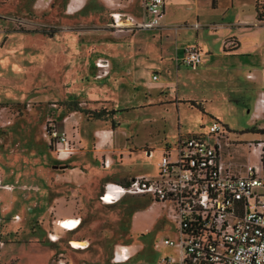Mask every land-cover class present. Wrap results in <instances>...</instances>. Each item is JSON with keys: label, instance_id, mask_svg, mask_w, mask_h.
Segmentation results:
<instances>
[{"label": "rangeland", "instance_id": "1", "mask_svg": "<svg viewBox=\"0 0 264 264\" xmlns=\"http://www.w3.org/2000/svg\"><path fill=\"white\" fill-rule=\"evenodd\" d=\"M34 2L0 0V154L3 155L0 157V172L24 175V172L31 171L29 180L21 182L39 189L32 196L34 199L40 200L42 196L37 208L27 205V202L21 203V200L20 203L15 201V211L21 217L18 224L1 222L8 232L2 238L5 243L0 248V264H49L56 254L84 264H113L110 261L112 244L126 247L133 244L140 248L139 251L129 249V259L121 264H156L161 258L173 257L175 249L161 243L164 238L175 241L178 237L175 224L167 218V204L149 202L142 197L126 196L101 211L116 217L112 222L114 225H103V229L109 228L111 232H76L82 237H86L84 233L89 236L88 240L82 239L89 244L85 251H73L67 246V241L76 240L73 234L45 232L51 225L49 216L53 209L70 210L73 205L68 201L62 208V201L50 202L54 175L69 159H56L55 147L45 136L46 119L52 120L60 132V121L69 112H74L70 102H76V107L84 110H116L112 116L100 121L107 129L115 130L114 139L124 153L118 157L113 150L107 155L110 164L105 168L101 167L100 157L86 155L85 159L91 158L88 175L76 178L74 183L90 180L92 175L96 181L121 175L155 178L160 155L156 150L147 154L143 147L157 149L161 145L171 148L177 134L199 135L211 147L213 137L208 135V128L214 122L225 125L229 132L227 139L233 144L228 148L222 144L219 146L220 160L242 173L240 167L258 163L256 154L248 151V143H264V133H256L261 130L256 126H264V115L251 122V115L246 112L250 109L252 90L239 76H226L216 70L207 72L204 67L191 70L182 63L176 72L165 59L157 62L159 57L151 50L155 51L153 45L158 39L154 35L151 41V32L144 31L137 36L140 48L144 42H149L151 49L148 47L147 54L134 59L129 36L107 34L98 28L56 27L44 23L58 20L57 14L35 8ZM180 2L167 0L165 14L168 16L164 20L183 23L182 28L191 37L195 31L188 26L195 22L199 25H205L207 21L230 22L233 14L248 21L254 17V9L264 17V0H217V3L211 0L213 6L216 4L214 9H210V0ZM130 10L134 14L138 12V0L133 1ZM223 13L228 17L224 18ZM204 16L208 19H203ZM212 28L215 26H210ZM201 30L209 31L208 27ZM259 32L264 38V29ZM110 52L120 55L115 63L119 74L111 79L112 70L109 69L107 77L94 79V62L107 60ZM146 64H152L151 72L157 73V82L152 86L169 83L166 84L169 90L165 97L145 91L150 88L145 84L147 76L142 71ZM127 71L135 72L139 86L127 81ZM176 78L181 86H175ZM106 82L107 87L101 86ZM174 98L180 101L177 107L173 104ZM183 100L199 103L211 117ZM70 143L73 149L78 148L74 141ZM39 170H42L41 174ZM8 201L6 198L4 202ZM132 212H135L133 218ZM48 233L57 235L58 241L49 243L46 239Z\"/></svg>", "mask_w": 264, "mask_h": 264}, {"label": "built area", "instance_id": "2", "mask_svg": "<svg viewBox=\"0 0 264 264\" xmlns=\"http://www.w3.org/2000/svg\"><path fill=\"white\" fill-rule=\"evenodd\" d=\"M163 4L164 0H139L138 17L126 12L110 13L107 28L128 33L157 29L163 17ZM180 63L191 70L197 68L201 64V52L197 48H185ZM93 65L95 79L107 74L106 60L97 59ZM151 79L156 77L153 75ZM260 101L264 103V96ZM44 130L48 142L55 147L56 159H67L74 149L66 135L58 132L49 119ZM228 133L223 125L212 123L208 128V135L213 137L211 147L199 135L179 134L171 148L160 152L155 178L139 176L125 183L103 184L97 200L104 205H113L126 196L167 204V218L175 224L178 237L175 241L164 238L161 243L174 248L175 255L161 258L156 264H264V143H248L247 149L256 154L258 163L240 167L242 173H239L219 158L221 144L226 148L233 145L227 139ZM145 152L148 154L150 150ZM101 165L105 168L107 160L103 159ZM28 189L21 186V190ZM0 190L11 191L12 187L0 181ZM71 220L73 223L69 224ZM2 221L0 218V247L4 243ZM10 221L16 223L19 217L13 215ZM78 224L79 219L73 217L54 221L55 227L63 232L76 230ZM46 239L50 243L58 241L52 233ZM84 242L79 251L87 247L88 242ZM67 246L76 249L69 241ZM123 254L130 257L127 247L117 246L112 251L111 263ZM49 264L84 263L56 254Z\"/></svg>", "mask_w": 264, "mask_h": 264}, {"label": "crops", "instance_id": "3", "mask_svg": "<svg viewBox=\"0 0 264 264\" xmlns=\"http://www.w3.org/2000/svg\"><path fill=\"white\" fill-rule=\"evenodd\" d=\"M133 1L134 0H35L34 6L35 8L42 11L47 10L49 12H54V14H57L58 20L44 21V23H51V25L56 27L71 26L98 28L102 30L101 32L107 34H122L123 36H129V44H131L132 46L134 59L142 57L143 53L147 54L148 47H150L151 49V45L149 42H144L143 46L140 48V43L137 39V36L139 37L140 33H143L144 31L151 32L150 40L152 41L154 39V35H156L158 39L156 40V44L153 45L155 51L154 49L151 50L152 53L156 52L155 54L157 55V57H159V59H157V62L160 63L163 59H165L170 67L174 66L176 72L178 70V65L180 64L183 50L185 48L191 47L197 48L201 52V64L198 67L207 68V72L216 70L217 72H221L226 76H239L246 81L247 86L250 90H252L249 103L250 109L246 111L251 115V122L256 120L257 116H260L261 118L264 115V103L260 101L261 96H264V38L260 37L259 32L264 29V21H256L254 17L248 21H246V19L241 20L238 15L233 14V19L230 18L232 20L230 22L214 23L212 21H207L205 25H199L197 22H195L194 24H197L196 28L193 27L194 24L188 26L192 31H195L194 37H191V35H186L187 30H184L182 28L183 23H171L164 20L166 16H168V13L165 14V5H167V0H164L163 17L161 20V25L157 29L135 30L131 33H128L115 32L114 30L107 28V23L109 21L108 14L110 13L126 12L135 17H138L139 0L138 12L136 14H134L130 10ZM180 1L181 0H177L178 3H181ZM215 7L216 4L215 6H213L210 0V9H214ZM224 10H226V7ZM192 14H196V12H193ZM227 17L228 14H224V18ZM202 18L208 19L205 16ZM219 20L222 21L223 19L220 18ZM212 25L215 26V29H210V26ZM202 27H208L209 31L205 32L201 30ZM196 31L198 32V34ZM226 41L227 43L231 41L233 43V46L231 45V47L230 43L228 46H226ZM107 55V74L103 78L107 77L110 69L112 70L111 79H114L119 74L115 69V63L120 55L119 53L114 52L107 53ZM152 68H154L152 64H146L142 67L143 73L147 76L145 84L147 87H150L145 91H147V93H150V95H156L157 97L160 95L159 97H165V94L168 95L169 90L166 84L169 83L161 82L152 86L153 82H157L158 78L156 72H151ZM94 70L96 74V69L94 68ZM176 72L175 75L177 76ZM126 75L127 81L129 80L131 84H134V86H139L135 72L132 73L127 71ZM153 75L156 77L155 80L151 79V76ZM108 82L102 84L101 86L107 87ZM175 83L176 87L177 85L181 86V83H179L177 78L175 80ZM174 99L175 102L173 104L175 105V107H177V104L180 101L176 98ZM184 101L191 100H183L182 102ZM157 103L161 104L160 102H158V100ZM148 104L150 103H147V105ZM114 111L116 113V110ZM202 113L211 117L207 112L203 110V108ZM59 126L61 130L59 131L64 133L68 140L72 142L74 141V145H77L78 148H75L73 151L74 153L72 152L70 154V156L68 157V163L62 164L60 166V168H62L61 171L57 172L54 175L55 179L52 183V186L50 187V191L53 194L50 202L57 203V201H62V203L64 204L62 208L66 206L65 203H68V201H70L73 205L70 210H61L58 208L56 210L53 209L50 212L49 216V220H52L51 225H49V229L45 232H63L55 227L54 221L57 219L68 217L79 219L78 227L73 232H111L109 228L103 229V225H107V223H109L111 226L114 225V223L112 224V222L116 217H112V214H103L101 211L108 209L109 207L107 206L110 205L101 204L97 200V197L102 190L103 184L112 180H127L129 178L139 177L143 175L126 177H123L121 175V177L114 176L110 179L100 178L98 181H96V178H94L92 175V178L89 176L90 180H84V182L80 184L74 183L73 181L76 178L81 179L83 177L85 178L86 175H88L87 170L90 165L91 158L85 159L86 155H97L101 158V161L103 158L107 160L108 164H110L107 155L112 154L114 152L113 150H115L119 157L121 156L120 153L124 152H122L123 149L114 139L115 130L107 129L104 125V122H101L100 120L88 119L80 113L74 111L69 112L68 115L64 116L60 121ZM263 128V125L256 126V129ZM159 146L160 147H158L157 149H150L146 146L143 147V150H156L160 154V152L168 148L161 145ZM2 156L3 155L0 154V157ZM30 172L31 171L28 170L27 172H24V175L20 173H16L14 175L11 173V171L0 172L1 183L10 185L12 187L11 191L0 190V218L3 221L5 220L6 222H8V224L16 225L21 221V217L16 213L14 208L17 207V204L15 205V201L18 203H20V200L22 201L21 203L27 202V205L32 206V208H37L40 205L42 196L40 200H36L34 199V197H32L34 194L39 192V189L35 185H30V183L29 185H26L21 182L26 179L29 180V178L31 177ZM41 173L42 170H39V174ZM21 186L29 187V189L21 190ZM15 191H19V193L16 194ZM48 192L49 191L46 192L47 198H49ZM6 198L9 199L8 202H4ZM47 210L49 212L50 207H48ZM134 214L135 212H132V218ZM13 215H17L19 217L18 222L12 223L10 221V217ZM41 216L42 215H39V217ZM1 232L3 238L8 231L3 226ZM84 234L86 235V237H82V234L74 233L73 238L78 241L75 240L73 242L83 241V238L88 240V234ZM3 242L5 243L4 239ZM4 243L0 248L4 246ZM83 243L85 242L83 241ZM87 247H89V244L87 245ZM116 247L117 246L115 244H112L111 254L112 251L116 249ZM86 248L82 249L81 251H84ZM127 248L128 250L130 249L133 251L140 250L138 246L133 244L128 245ZM73 251L79 250L73 249ZM112 263L117 264L114 263V260L112 261Z\"/></svg>", "mask_w": 264, "mask_h": 264}, {"label": "trees", "instance_id": "4", "mask_svg": "<svg viewBox=\"0 0 264 264\" xmlns=\"http://www.w3.org/2000/svg\"><path fill=\"white\" fill-rule=\"evenodd\" d=\"M254 13H255L254 14V19L256 21H264L263 16H261L259 13H257L255 9H254ZM229 43H230V46L231 45L233 46V43L231 41ZM184 103H187L190 107H193V108L197 109L199 112L202 113V107H201V105L199 103H196L194 101H184ZM70 104L72 105V108H73L74 111L80 112V113H82V114L86 115L87 117L92 118L94 120H105L106 118H108L109 116H112L115 113L114 110H108L107 111V110H105L103 108H101L99 110H94V109H92V110H84V109L77 108L76 107V102H70ZM256 133H264V130H262V129L261 130H257ZM126 181L127 180H125L123 183H125ZM142 198H144V197H142ZM147 201L152 202L150 199H147ZM66 233L74 234L76 232L72 231V232H66ZM73 241H75V240H71L70 242L73 243ZM85 250H87V248Z\"/></svg>", "mask_w": 264, "mask_h": 264}, {"label": "bare ground", "instance_id": "5", "mask_svg": "<svg viewBox=\"0 0 264 264\" xmlns=\"http://www.w3.org/2000/svg\"><path fill=\"white\" fill-rule=\"evenodd\" d=\"M255 115H256V114H255ZM258 115H259V114H258ZM257 118H260V116H257ZM72 223H73V220H71L69 224H72ZM70 230H72V229H70ZM84 244H85V243H83V242H73V243L70 242V245H71L73 248L76 247L77 250H78V247H79V246H83ZM124 247H126V246H124ZM128 259H129V257H126L125 254H123V255H118V257H116V258L114 259V263H117V264L124 263V262H126Z\"/></svg>", "mask_w": 264, "mask_h": 264}]
</instances>
